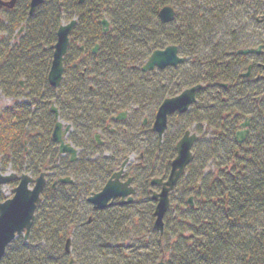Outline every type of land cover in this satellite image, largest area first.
Masks as SVG:
<instances>
[{
	"label": "trees",
	"instance_id": "16d2710c",
	"mask_svg": "<svg viewBox=\"0 0 264 264\" xmlns=\"http://www.w3.org/2000/svg\"><path fill=\"white\" fill-rule=\"evenodd\" d=\"M167 6L176 12V20L164 25L159 13ZM6 12L0 24V31L7 35L0 39V89L9 97L26 100L0 113L1 168L33 177L42 172L52 175L30 238L18 237L1 264H69L71 258L76 264H144L135 248L141 238L136 229L144 223L146 233L158 235L152 228L156 204L150 182L167 177L176 144L186 130L179 127L171 137L167 132L159 147L150 118L165 99L184 89L164 88L159 78L166 71L144 73L142 68L155 51L172 45L186 57L184 65L167 69L181 72L175 82L184 78L186 88L204 86L197 104L185 115H177V120L194 124L201 136L195 148L206 143L203 131L207 129L212 137L211 146L205 148L207 154L222 153L224 161L207 175L206 165L194 153V161L171 194L164 218L163 237L169 236L168 243L176 237L166 264H264V81H243L237 70L247 71L249 57L231 55L262 43L264 0H87L84 4L45 0L32 17L30 0H17L15 8ZM74 18L78 24L65 58L63 82L56 89L48 82L53 47L59 28ZM104 18L110 23L107 34L101 24ZM231 22L236 29L230 30ZM224 24L227 27L222 28ZM250 26L259 33L254 32V40L249 41L242 35ZM22 27L24 33L15 40ZM218 31H222L221 43ZM96 45L100 49L93 55ZM81 46L89 56L78 62ZM221 83L231 88L224 90ZM250 97L262 101L253 100L258 110L254 117L249 115L252 132L244 146H239L233 129L240 116L250 114L246 109ZM52 103L61 118L72 124L70 141L82 150L74 164L58 158L51 142ZM38 109L49 113L50 119L44 122V139L38 134L26 154L25 139L33 140L29 128H39L34 120ZM131 109L137 111L129 119V133L109 135V144L103 147L93 142L92 133L104 129L114 115ZM145 117L151 121L142 127ZM229 120L231 129L226 124ZM142 144L145 150L137 155L139 163L133 170L128 167L126 175L134 178V202H117L105 211H95L88 198L101 191ZM93 154L98 156L92 159ZM64 176H70L74 184H60L53 190L54 181ZM191 197L193 207L188 204ZM5 200L0 190V203ZM69 239L70 255L66 253ZM158 249L162 252V245Z\"/></svg>",
	"mask_w": 264,
	"mask_h": 264
},
{
	"label": "water",
	"instance_id": "95a60500",
	"mask_svg": "<svg viewBox=\"0 0 264 264\" xmlns=\"http://www.w3.org/2000/svg\"><path fill=\"white\" fill-rule=\"evenodd\" d=\"M45 0H31L30 4V16L32 17L37 9L43 5ZM87 0H79L80 4H84ZM15 0L10 3H4L0 1V10L3 7L13 8L15 6ZM159 18L161 23L170 24L176 19V12L172 7H164L160 13ZM78 21L73 19L71 22L62 25L57 33V43L53 49V61L50 72L48 74V82L53 88H59L64 74V58L68 52L70 46V36L77 26ZM103 32L106 34L109 31V22L104 19L102 22ZM24 28L21 29L22 32ZM99 46L93 50V53H97ZM263 47L257 49H245L239 50L236 54L241 56L248 55H261ZM185 62V59L179 57V49L177 46H170L164 50L155 51L147 63L143 67V72L148 73L156 69L165 70L169 67H178ZM250 76V71L246 75ZM201 90V86H195L185 90L181 95L164 100L162 105L156 114V119L153 126V131L158 134L159 141L162 143L164 134L168 128V119L175 113L184 114L188 112L190 107L196 102L197 92ZM51 113L54 114L56 124L52 134V141L59 146V153L61 155L68 154L71 156V161L75 162L78 159V151L66 142V137L70 131V125H64L59 120L58 109L53 106ZM126 114L120 115L118 119H124ZM249 125V122L242 125L245 128ZM248 131L239 132L237 134L238 143L242 144L246 139ZM98 141V137H96ZM199 140L196 134L186 132L184 137L178 142L176 146L177 156L171 165V173L167 180L154 179L151 182V186L161 187L159 194L154 193L153 200L157 202L156 210L154 213L155 223L154 228L162 236L164 233V217L170 207V193L174 191L179 180L185 174L186 169L192 163L194 156L192 148L194 144ZM127 159L123 165L122 170L112 176L101 192L93 194L89 199L90 203L95 210L102 211L110 206H113L115 201L121 199L122 204H130L134 200L136 195V189L132 186L133 179H129L126 182H122V176L124 169L128 164ZM18 180V186L12 190L13 196L8 198L4 202L0 203V264L6 254L8 247L19 237L23 236L25 241H28L31 235L33 225L36 220V212L42 203V194L46 187V173H42L38 178L34 179L27 174L18 176L14 173L10 175L2 174L0 169V187L6 186L14 181ZM58 183L72 184L73 181L70 178L60 179ZM57 183H55L53 189ZM191 206H193L192 199L189 200ZM66 252L71 253V240L67 241ZM70 264H74L71 260Z\"/></svg>",
	"mask_w": 264,
	"mask_h": 264
},
{
	"label": "rangeland",
	"instance_id": "374dc122",
	"mask_svg": "<svg viewBox=\"0 0 264 264\" xmlns=\"http://www.w3.org/2000/svg\"><path fill=\"white\" fill-rule=\"evenodd\" d=\"M168 7H170V6H168ZM189 9H191V8L189 7ZM184 10L186 11V9H184ZM6 14H7L6 10L0 13V16L2 17V19L4 21H5ZM248 16H251V14L248 15ZM263 16H264V14H263ZM72 18L73 17H70V19H72ZM245 20L247 21V20H251V19L245 18ZM68 21L69 20H66L65 21V24L68 23ZM230 25H231L230 26V30L236 29L235 28V25H236L235 22H231ZM224 27H227L226 24H224V26L222 28H224ZM222 28H220V29H222ZM221 32L222 31H218L217 32V35H216L217 40L219 39L218 40L219 43H221L220 42V39H222L221 38L222 37ZM254 32L259 33V29H254L253 26H250L248 28V31H245L243 33L242 37H244L246 40H249V41L250 40H254V38H255L254 37ZM261 35H264V26H263V31H262ZM21 36H19V37H21ZM2 37H7V35H6V33H2L0 31V39ZM255 41H256V39H255ZM261 44H264V38L262 39V43ZM256 48L257 47H254V48H251V49H256ZM240 50H245V49H240ZM180 56L183 57L184 59L186 58L185 55H184V53H182V52L180 53ZM245 72H246V68H240L239 70H237V73H239L241 75H243ZM255 75L257 76L258 74L255 73ZM179 76H181V72L180 71L168 72L166 70V72H164L163 75L159 78V80H160L159 81V84L162 87L167 88V89L170 88V89H174L176 91L183 90V89H185L187 87V85L185 84V80H183L184 78L182 80L178 81V82H175V79L177 77H179ZM258 76L261 77L260 74ZM177 79H179V78H177ZM242 79H243V81L246 80L244 78H242ZM262 79H263L262 81H264V78L263 77H262ZM21 81L23 82V85H24V81L23 80H21ZM226 96H229V94H227ZM25 100L26 99L25 98H22V97H20L19 100L14 99L12 97H9V96H7L2 91V89H0V113L3 112L4 110H6L7 108L15 105L16 103H22ZM253 100L260 101L261 98H258V99L257 98L252 99V97L248 98L247 103H250V106L248 107L249 109L248 108H246V109H247V111H250V114L239 117L238 120H240V121H239V123L237 122L236 126L233 129L234 134L237 131H240L239 126L242 123L245 122V118H247L249 115H252L253 117L255 116L254 111L257 112L258 107L254 104V101ZM237 112L235 114L236 117H238V113ZM35 115H36V117L34 116V120H37L36 125L39 128H37V127L36 128H33V126H30L29 133H30L31 137H33V140L31 142H29L28 139H25L26 141L24 143V151H25L26 154L30 152V149H31L32 145L36 142V138H37V135L38 134L40 135V137L42 139H44V137H42L44 135V133H45L44 130H45V126H46V124L44 122L46 120L48 122L49 119H50V114L49 113H48V115H45L39 109L36 110ZM154 118H155V114H153V117L150 118L152 120V122L154 121ZM178 122H183L186 126L185 127H182ZM190 122L191 121L188 120V119H187V122L185 120L179 121V120H177V116H173L172 119H171V121H170V123H169V128H168L169 136L170 137L173 136L176 133V131L178 130L179 127H181L184 130H187L188 129V130H191L192 132L198 133L195 130V128H194V124L191 123L192 125H190ZM227 123H229V128L231 129L232 128V126H231L232 121L229 120L228 122H226V124ZM255 125H256V123H255ZM245 130H247V129H244V131ZM250 131L252 132V127H250ZM208 132L209 131L207 129L206 130L204 129V131H203V134H204L203 136H205L204 138L206 140V143L201 144V145H198L195 148V150H194V153L196 154L197 158L206 165V170H205L204 173L207 174V175H209V174L213 173L214 171H216V167H217V165H219L218 163H220L221 161H224V159H223V155L224 154H222V153L219 154L220 156L217 153L215 155V157L212 156V155L209 156L207 154V151L205 150V148L208 147V146H211V139H212V137L211 138L209 137ZM45 136L48 137V135H46V134H45ZM144 150H145V147H144L143 144L141 146H139V149L137 150L138 152H136V155H134L135 157L130 161V168H132V170L139 163V159H138V156L137 155L139 153H141V152H144ZM132 153H131L130 156H133ZM108 154L109 153H106V155H108ZM97 156L98 155L93 154L92 159L96 158ZM221 156H222V158H221ZM212 157H214V158H212ZM0 166H1V164H0ZM0 169H1L2 174H4V175L5 174L10 175L11 173H15L14 171H12L11 168H7L5 170H3L2 168H0ZM127 171H128V168L126 169V175H127ZM26 173L27 172H24L23 174H26ZM48 173L49 174H52L50 172H48ZM17 175L21 176L22 174L21 175L20 174H17ZM165 175L168 176V172ZM34 177H38V176H34ZM200 186L201 185L198 184V187L196 189H198ZM15 187H16V185H13V183H10V184H8L6 186H1L0 187V190L3 193V195L8 199V198H11L13 196L12 189L15 188ZM157 191H159V189H157ZM176 197L177 196L175 195L174 198H176ZM154 223H155V221H154ZM154 223L152 224V228H153L154 231H156L154 229ZM175 224H178V223H174V225ZM139 231H141V232H140V234H137V236H141V238L137 242L136 247L135 246L134 247L136 248V250H138V253H140L139 254V258L143 261V263L144 264H164V263L166 264L167 261H168V256H169V252H168L169 251V246H170V244H175V242H174L175 241L174 239L176 238L175 237V234L172 236V239H173L172 241L173 242L168 243L169 242V236H167L166 238H164L163 235L160 236V233L158 231H156L158 233V235H155V236H153V235H151L149 233H146L147 228L144 226V223H140V225L138 226V229H136V232H139ZM118 235L120 237L123 236V230H122V228H120V232H118ZM132 236H133V234H132ZM137 236L135 237V240H138L139 239V238H137ZM158 238H159L158 245L159 244L162 245V252H159V249H158V245H157V239Z\"/></svg>",
	"mask_w": 264,
	"mask_h": 264
},
{
	"label": "flooded vegetation",
	"instance_id": "af4514ba",
	"mask_svg": "<svg viewBox=\"0 0 264 264\" xmlns=\"http://www.w3.org/2000/svg\"><path fill=\"white\" fill-rule=\"evenodd\" d=\"M2 1H4V2H9V1H11V0H2ZM260 46H262L263 47V49H262V54L261 55H249L248 57H249V63H248V65H247V69L248 68H250L251 67V73H250V77L247 79V80H249V81H251V80H255V81H259L258 80V78H261L260 79V81H262L263 79H262V77L264 78V68H263V65H264V44H260L259 46H257V48L258 47H260ZM70 48V47H69ZM81 48V53H82V56H81V59L78 61V62H80V61H82L83 59H84V57H86V56H89V53H88V51L84 48V46H81L80 47ZM100 49V48H99ZM99 51V50H98ZM68 53H70V49H69V51H68ZM98 53V52H97ZM96 53V54H97ZM93 55H96V54H94V53H92ZM68 55V54H67ZM232 56H233V54H232ZM78 64V63H77ZM255 73L256 74H260V76L261 77H259L258 75L256 76L255 75ZM241 78H242V75L240 76ZM231 88V85L229 84H227V87L226 88H223L224 90H228V89H230ZM53 106H55L56 107V105H55V103H52V105H51V108L53 107ZM51 108L49 109V113L52 115V117L54 118V125H53V130H54V127H55V124H56V119H55V116H54V114L53 113H51ZM57 108V107H56ZM58 109V108H57ZM137 110H134V109H131V110H126V111H124V112H120V113H118V114H116V115H114L112 118H111V121L109 122V123H107V125L105 126V128L104 129H100V130H97V131H95L94 133H92V140H93V142L97 145V146H99V147H103V146H105V145H108L109 144V141H108V136L109 135H114V136H116V137H121V135L123 134H127V133H129V129L128 128H130V125H128V122H129V119L131 118V116H132V114L134 113V112H136ZM58 112H59V120L64 124V125H70L71 126V128H70V131L68 132V135H67V137H66V142H68V143H70L71 145H73V147L78 151V154H77V156H78V159L75 161V162H78L79 160H80V156H81V154H82V150L81 149H79V148H77L75 145H74V143H72V141H70V135L73 133V131H74V128H73V126H72V124L71 123H69V122H67V121H65V120H63L62 118H61V115H60V110L58 109ZM122 114H126V116H125V118L124 119H118L119 117H120V115H122ZM248 117H250L251 119H252V117L251 116H248ZM150 119L149 118H144L143 119V121H142V123H143V125H142V127H146L148 124H150ZM154 122V121H153ZM153 122L151 123V126H152V124H153ZM168 128H169V125H168ZM53 130H52V133H51V142L56 146V149H57V152H58V158H61V159H64V158H66V159H68L69 160V162L70 163H72V164H74L75 162H72L71 161V156L70 155H68V154H63V155H61L60 153H59V146L57 145V144H55L53 141H52V134H53ZM96 137H98V141L96 140ZM144 143H145V141H143ZM126 160V159H125ZM125 160H124V162H125ZM123 162V163H124ZM122 163V164H123ZM127 168V166L125 167V169ZM124 169V170H125ZM122 170V165L120 166V169L118 170V172L119 171H121ZM51 175L52 174H48L47 175V179H50V177H51ZM66 178H70L72 181H73V179L70 177V176H64V177H60V178H58V179H56L55 181H54V183H53V185H52V188L54 187V185H55V183H57L56 184V186H55V189L58 187V185H60V183H58L59 182V180L60 179H66ZM131 177H128V178H126L125 177V174L123 173V176H122V179H121V181L122 182H126L127 180H129ZM111 179V178H110ZM109 179V180H110ZM108 180V181H109ZM108 183V182H107ZM106 183V184H107ZM74 184V181H73V183L72 184H65V185H73ZM105 184V185H106ZM61 185H64V184H61ZM105 185L103 186V188L105 187ZM102 188V189H103ZM102 191V190H101ZM101 191H99V192H101ZM98 192V193H99ZM94 194V193H93ZM92 194V195H93ZM91 195V196H92ZM90 196V197H91ZM88 201V200H87ZM91 205V204H90ZM91 207L94 209V207L91 205ZM95 210V209H94Z\"/></svg>",
	"mask_w": 264,
	"mask_h": 264
},
{
	"label": "bare ground",
	"instance_id": "6f19581e",
	"mask_svg": "<svg viewBox=\"0 0 264 264\" xmlns=\"http://www.w3.org/2000/svg\"><path fill=\"white\" fill-rule=\"evenodd\" d=\"M30 4H31V0H30ZM38 10V9H37ZM37 12V11H36ZM247 141L246 140H244L243 141V144H241L240 146H244V143H246Z\"/></svg>",
	"mask_w": 264,
	"mask_h": 264
}]
</instances>
